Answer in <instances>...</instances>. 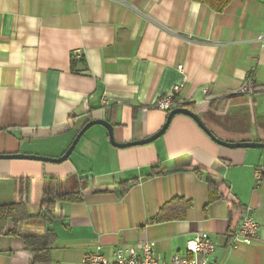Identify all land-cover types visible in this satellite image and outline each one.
Segmentation results:
<instances>
[{"label":"crops","instance_id":"1","mask_svg":"<svg viewBox=\"0 0 264 264\" xmlns=\"http://www.w3.org/2000/svg\"><path fill=\"white\" fill-rule=\"evenodd\" d=\"M184 77L182 103L216 100L197 112L217 137L264 142V0L233 1L223 12L189 0H0V153L60 157L97 118L114 125L118 142L151 136L168 114L157 101ZM250 82L255 93H240ZM66 122L58 135L21 136L22 128ZM84 134L88 144L77 155L89 163L73 160V153L63 163L0 159V204L16 200V177L57 175L71 190L69 175L99 166L83 200L63 204L64 219L52 225L54 264H85L88 252L111 258L119 245L143 240L155 241L158 255L169 259L185 255L187 240L200 231L218 242L215 261L264 264V149L220 145L184 114L144 145L118 148L102 125ZM157 164L170 172L140 179L124 196L101 190ZM187 165L228 183L245 206L235 228L252 209L260 222L252 244L230 246V203H209L206 180ZM177 197L193 202L184 218L174 206V219L149 222ZM32 258L22 237L0 234V264Z\"/></svg>","mask_w":264,"mask_h":264},{"label":"trees","instance_id":"2","mask_svg":"<svg viewBox=\"0 0 264 264\" xmlns=\"http://www.w3.org/2000/svg\"><path fill=\"white\" fill-rule=\"evenodd\" d=\"M189 1L200 2L216 12H223L233 1L244 0ZM215 101L213 99L185 102L183 106L197 111L200 108L214 106ZM220 107L221 105L216 106L217 109H220ZM114 109L117 110L116 107ZM143 110H147V108ZM68 125L69 123L66 122L56 127L22 128L21 136L22 138H47L65 132ZM183 168L191 169L199 178L206 180L209 191V203H214L220 199L227 200L230 203L228 234L231 236L245 206L231 192L228 183L225 181H216L204 168L192 165H187ZM168 172L170 170L160 164L152 165L140 177L114 182L113 184L104 186L101 190L110 191L111 188H116L120 192V195L124 196L130 190L131 186L138 183L140 179L152 178L167 174ZM15 179L16 200L11 203L0 204V234L8 233L22 237L27 248L33 254L31 264H54L52 247L57 242L58 235L52 225L56 219H64L63 209L61 207L63 204L77 203L83 200L84 191L94 186L93 178H87V181L77 190H62L61 181L63 178L57 175L20 176ZM82 180L80 179L81 182ZM30 206L35 207V213L31 211ZM174 206L182 207L178 218H184L187 210L193 206V202L182 197L174 198L166 203L149 222L159 223L174 219L169 214V210ZM34 218L41 220L42 226H28V222Z\"/></svg>","mask_w":264,"mask_h":264},{"label":"built area","instance_id":"3","mask_svg":"<svg viewBox=\"0 0 264 264\" xmlns=\"http://www.w3.org/2000/svg\"><path fill=\"white\" fill-rule=\"evenodd\" d=\"M180 70L183 69L179 65ZM186 87V78L176 83L171 92L157 101V107L169 112L171 109L183 106L180 94ZM204 91H207L205 89ZM242 94H254L253 83H247L240 90ZM257 180L262 171H257ZM252 209L242 216L240 224L231 234V247L252 244L260 234V222L254 216ZM156 242L143 240L138 244H121L113 252V256L106 257L100 252H88L84 255L85 264H224L215 261L212 257L218 248V242L208 231H200L186 242V254H175L171 258H162L156 252Z\"/></svg>","mask_w":264,"mask_h":264},{"label":"water","instance_id":"4","mask_svg":"<svg viewBox=\"0 0 264 264\" xmlns=\"http://www.w3.org/2000/svg\"><path fill=\"white\" fill-rule=\"evenodd\" d=\"M167 118L163 126L154 134L151 136H148L146 138L140 139V140H134L129 142H118L115 138V128L114 125L103 118H97L88 121L82 129L78 132L76 137L74 138L72 144L69 146V148L66 150V152L60 156V157H49L44 155H38V154H30V153H0V159H25V160H38V161H44L49 163H63L69 159V157L72 155L73 151L76 148V145L78 144L81 137L84 135V133L91 128L94 125H102L104 126L107 131L110 138V142L112 145L118 147V148H126L136 145H144L151 142H154L158 138L164 135V133L169 128L172 119L177 114H184L187 116H190L193 118L196 123L214 140L216 143L229 147V148H257V149H264V142L263 141H238V142H230L223 140L216 136V134L211 130V128L204 122L202 117L198 114L197 111H194L188 107L185 106H179L176 108L171 109L169 112H167Z\"/></svg>","mask_w":264,"mask_h":264},{"label":"rangeland","instance_id":"5","mask_svg":"<svg viewBox=\"0 0 264 264\" xmlns=\"http://www.w3.org/2000/svg\"><path fill=\"white\" fill-rule=\"evenodd\" d=\"M249 97V96H248ZM94 126H98V125H94ZM86 133V132H85ZM85 135V134H84ZM87 138H88V136H87ZM85 139V137L83 138V137H81V139L79 140V142H78V144L76 145V148H75V150L73 151V155H72V159L73 160H81V158H79V156L77 155L78 154V152L80 151V150H82V148L86 145V144H88V139ZM73 141V140H72ZM89 146H91V144H89ZM85 149V148H84ZM90 149L92 150V154H93V149H92V147H90ZM86 156V155H85ZM99 156V155H98ZM98 157H97V155H92V158L91 159H94V161H96V159H97ZM82 162H84V163H89V158L88 159H84V160H81ZM91 168H89L90 170H89V172H86V173H77V172H75L74 174H72V175H69L68 177L70 178V176H71V183H72V185H71V188L72 189H76V188H78L79 187V182H81L80 181V179H83L82 180V182L83 183H85L86 181H87V178H92L93 177V174L95 173V172H97V171H99V166L97 165V164H94V165H92V166H90ZM66 183H67V180L66 179H62V181H61V189L62 190H64L65 188H66ZM79 189V188H78ZM30 209H31V211L33 212V213H35V207L34 206H30ZM28 226H34V227H39V226H42V221L41 220H39V219H36V218H34V219H31L29 222H28V224H27Z\"/></svg>","mask_w":264,"mask_h":264}]
</instances>
